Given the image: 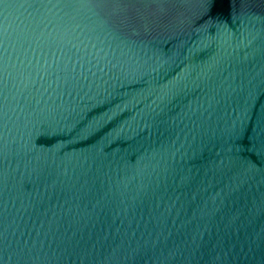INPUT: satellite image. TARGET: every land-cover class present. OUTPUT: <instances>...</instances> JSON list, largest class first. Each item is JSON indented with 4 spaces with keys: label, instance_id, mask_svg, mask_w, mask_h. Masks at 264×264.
Returning a JSON list of instances; mask_svg holds the SVG:
<instances>
[{
    "label": "water",
    "instance_id": "1",
    "mask_svg": "<svg viewBox=\"0 0 264 264\" xmlns=\"http://www.w3.org/2000/svg\"><path fill=\"white\" fill-rule=\"evenodd\" d=\"M0 264H264V0H0Z\"/></svg>",
    "mask_w": 264,
    "mask_h": 264
}]
</instances>
